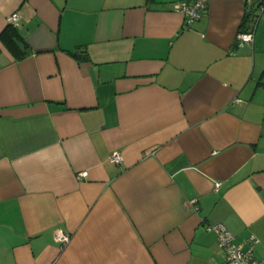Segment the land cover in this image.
Masks as SVG:
<instances>
[{"label": "crops", "instance_id": "crops-1", "mask_svg": "<svg viewBox=\"0 0 264 264\" xmlns=\"http://www.w3.org/2000/svg\"><path fill=\"white\" fill-rule=\"evenodd\" d=\"M173 1L0 0V264H226L208 224L264 257L260 0Z\"/></svg>", "mask_w": 264, "mask_h": 264}, {"label": "built area", "instance_id": "built-area-1", "mask_svg": "<svg viewBox=\"0 0 264 264\" xmlns=\"http://www.w3.org/2000/svg\"><path fill=\"white\" fill-rule=\"evenodd\" d=\"M207 1L208 0L173 1L170 3V7L173 11L182 14L186 24L191 25L193 21L198 19L206 11ZM262 11H264V2L260 3L257 7V12H259V14ZM255 17V19L258 20L259 15ZM18 18V13L14 11L7 16V22L15 25ZM252 41L253 32L251 29L242 30L237 33V44L243 45L245 43H251ZM111 159L118 162L120 160V153L114 151L111 155ZM77 174L78 177L86 176L87 171L83 170ZM218 185L219 182L215 183V186ZM206 229L215 232L217 243L224 252V262L226 264H264V257L258 258L254 255V247L258 242L255 236H248L246 244L243 245L235 242L233 233L223 224H208L206 225ZM54 236L61 245H64L69 240V235L61 230H57Z\"/></svg>", "mask_w": 264, "mask_h": 264}, {"label": "trees", "instance_id": "trees-1", "mask_svg": "<svg viewBox=\"0 0 264 264\" xmlns=\"http://www.w3.org/2000/svg\"><path fill=\"white\" fill-rule=\"evenodd\" d=\"M262 2H264V0H260L258 2V4L256 5L255 14H254L253 18H256L255 16H257V15H259V17H260V14L262 12L259 14V12H257L256 9H257L258 5ZM259 17H258V19H259ZM13 26H14L13 24L8 23L5 26V28L1 31L0 37L2 38L5 46H7L11 51H13L15 54H17L18 57H23V56L27 55L30 52V50L28 48L27 43H25V41L23 39L20 41L17 40V38H16L17 33H16V30ZM242 30H240V31H242ZM244 30H246V29H244ZM72 54L74 56H77V58H79V59H81V58L86 59L87 58L86 54H84L82 57L80 55H78L76 52H72Z\"/></svg>", "mask_w": 264, "mask_h": 264}, {"label": "rangeland", "instance_id": "rangeland-1", "mask_svg": "<svg viewBox=\"0 0 264 264\" xmlns=\"http://www.w3.org/2000/svg\"><path fill=\"white\" fill-rule=\"evenodd\" d=\"M257 10V9H256ZM258 14V13H257ZM260 18L262 19V20H264V12H262L261 14H260ZM253 20H255V18H253Z\"/></svg>", "mask_w": 264, "mask_h": 264}]
</instances>
